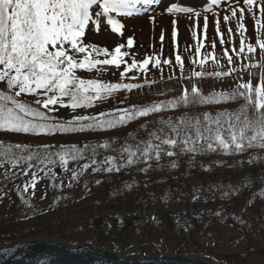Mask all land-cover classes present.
<instances>
[{
  "label": "snow or ice",
  "instance_id": "obj_1",
  "mask_svg": "<svg viewBox=\"0 0 264 264\" xmlns=\"http://www.w3.org/2000/svg\"><path fill=\"white\" fill-rule=\"evenodd\" d=\"M156 2V0H0V82L6 83L7 91H0V130L23 133L32 136H54L56 134H73L86 131H106L124 126L140 117L167 109H177L181 106L194 105H220L230 102L243 101L236 111H219L214 115L208 112L203 119H179L163 121L164 125L159 132L152 133V140L142 142L134 149L125 147L121 149V164L116 163V157L106 156L97 160V149L108 148L107 142L99 145L84 144H44L32 146L25 143L4 145L0 142V171L5 179L15 180L18 176H28L31 179L24 182L23 192L35 188L39 174L56 179V170L71 171L72 179L78 180L89 167L93 172L120 171L122 167L145 163L155 159L159 161L162 155L169 157L176 154L179 148L181 153L191 152L197 154L206 151H222L225 154H240L249 148H264V39H261V30L264 22L256 20L257 39L255 46L246 45L244 33L247 32L244 21V12L253 11L255 0H243L247 8L240 7L239 23L235 32L240 34L239 48L233 44L231 52L240 59L247 54H254L259 46L261 60L259 63H241L239 68L229 67L227 71L204 72L203 65L208 61L209 55L200 57L201 43L196 47V57L191 63L199 66L189 76L183 75L184 60L177 54L176 63L180 68L179 79L190 84L184 85L180 96L168 101H161L151 105L137 108L135 105L126 108H115L111 111H101L92 115H74L70 120H62L56 113L59 108H70L75 112L79 108H92L97 101L110 97L120 90L131 91L143 85L129 83H105L98 79H82L77 70L98 73L103 69L100 66H115L117 69L123 64L121 72L123 79L129 72L147 73L148 65L162 70L159 58L147 57L142 62L136 61L130 51H122L125 47L132 49L134 40L129 38L127 44H120L112 51L107 47L84 43L86 29L90 24L99 31L101 17L106 18L107 25L113 33L123 35L125 23L120 17L130 18L138 14L141 4ZM221 0H211L206 11L211 6L220 4ZM100 11L95 12L93 6ZM175 5L167 11L171 13ZM191 13L192 8L176 9ZM115 14V15H113ZM200 15L199 12L196 13ZM237 10L232 9L231 17L224 16L228 26L229 36L233 34L230 19L235 18ZM175 25V21H173ZM220 21L217 18L216 32L221 36L220 43L224 44L223 34L220 32ZM203 29L207 39L208 17H204ZM173 42L175 44L177 32L173 28ZM196 39V32L193 31ZM163 34L161 41H163ZM213 50L215 42L212 43ZM223 55L227 63L233 64V56L225 48ZM132 57L131 63L125 58ZM164 65H171L170 59L163 60ZM259 69V78L257 72ZM247 75V79L244 76ZM206 76L221 80L232 78L235 86L229 85L227 89L214 90L204 94L197 81ZM172 77H170L171 79ZM135 80L136 76L130 77ZM31 97L26 100L23 97ZM59 106V108L55 106ZM251 110V115L248 114ZM167 129V131H165ZM55 149V150H54ZM88 162L80 165V161ZM70 163L77 167L69 168ZM177 165L173 164V167ZM150 167V164H149ZM145 168L143 171H147ZM96 183H99L97 181ZM63 185L61 184L60 187ZM18 192L20 185H16ZM23 201V193H20ZM27 203V201H25ZM32 207L31 204H28ZM155 221V217L152 218ZM47 259H38L37 264H47L48 260L56 259L52 254H45ZM84 255V254H82ZM108 264V262H102Z\"/></svg>",
  "mask_w": 264,
  "mask_h": 264
},
{
  "label": "trees",
  "instance_id": "obj_2",
  "mask_svg": "<svg viewBox=\"0 0 264 264\" xmlns=\"http://www.w3.org/2000/svg\"><path fill=\"white\" fill-rule=\"evenodd\" d=\"M151 50L155 52L151 56L153 60H161L162 70L150 63L146 74L136 71L126 74V78L136 76L134 84L143 87L114 92L110 97L97 101L94 107L79 108L77 111L88 112L110 105L129 94L142 98L133 104L137 108L180 96L183 86L188 82L179 79L180 73L174 74V62L171 65L163 64L166 58L159 46H153ZM125 59L131 63L129 57ZM124 67L122 64L118 70L123 72ZM228 69V66L220 65L209 55L202 70L212 73ZM254 71L258 79L260 70ZM192 72L193 67L186 65L183 75L187 77ZM227 80L234 82L230 77L217 80L206 76L198 80L197 84L207 95L216 90L220 81ZM188 87L190 89V84ZM0 91H7L5 82H0ZM242 103L181 106L152 113L106 131L32 136L0 130V136L4 145L15 144L12 140L16 138L37 140L70 137L72 144L78 146L107 142L108 148L97 149L96 159L113 156L116 157V163L121 164L120 150L125 147L134 149L142 142L152 140V133L164 127L161 120H202L205 112L214 115L224 110L236 111ZM55 107L59 108L58 105ZM70 110L59 108L58 112ZM248 114L251 115V110ZM55 146L59 147L58 144ZM175 152L171 157L162 155L159 161L153 159L149 162L150 167L149 164L139 163L109 173L93 172V165L78 180L72 179L71 171L56 170L54 183L57 187L52 186L50 177L46 178L40 173L35 188L30 187L28 192H23V184L31 179V172L28 176L11 180L5 179L0 171V226L6 230L10 226L16 228L27 221L46 220L56 214L66 215L72 209L80 214L76 222H58L48 226L44 230L47 238L72 245L88 242L126 258L198 254L220 264H242L232 257L215 255L212 251L220 237L242 232L246 237V254L250 251L264 253V227L254 217L243 212L239 205L249 200L256 191H260L264 199V148L253 147L240 154H225L219 150L181 153L179 148ZM86 162L83 160L79 163L82 165ZM173 164L177 166L173 167ZM75 167L76 164L70 163V169ZM145 168L148 170L143 171ZM16 185H20L19 192Z\"/></svg>",
  "mask_w": 264,
  "mask_h": 264
},
{
  "label": "rangeland",
  "instance_id": "obj_3",
  "mask_svg": "<svg viewBox=\"0 0 264 264\" xmlns=\"http://www.w3.org/2000/svg\"><path fill=\"white\" fill-rule=\"evenodd\" d=\"M211 4V0H156V2H150L148 4H141L137 7L140 9L139 13L130 18L120 17L122 22L125 23V29L123 30V35L113 33L110 26L107 25L106 18L101 17L99 31H96V26L90 24L89 28L86 29L85 36L82 38L84 43L95 44L99 47H107L109 51H112L116 46L120 44H127V40L131 37L134 40L132 49H127L126 47L122 51H130L134 54V58L138 62H142L145 58L155 55V52L151 50V47L159 46L162 49V54L164 58L170 59L176 64L173 72L176 75L180 73V68L176 63L175 57L179 54L184 60V69L186 65H191L193 71L200 70L199 66H194L191 63L192 58L196 57L195 49L201 43L200 57L197 60L202 59V56L206 54H214L215 61L219 62L223 66H237L241 63H250L261 60V53L259 46H256V52L254 54H247L243 59L237 58L232 52L231 48L233 44L239 48L240 34L235 32V27L239 23L240 7L247 8L244 5L243 0H221L220 4L211 6V11H206ZM175 5V8L171 13L167 11L169 7ZM181 8H192L191 13H185L182 11H177L176 9ZM232 9L237 10V15L235 18L230 19L229 24L233 27L234 31L231 36L228 33V26L224 22V16L228 15L231 17ZM93 17L95 19V12L100 11L98 6H93ZM199 12L200 15L197 16L196 13ZM115 15V14H113ZM208 17V29H207V39H205V33L203 29L204 17ZM217 18L220 21V32L223 34L224 44L221 45V36L216 32V21ZM256 20L264 22V0H255L253 6V11L249 13L244 12V21L247 32L244 33L246 45L251 43L255 46L257 39L256 33ZM175 21V25L173 24ZM175 27L177 32V37L175 44L173 42V28ZM193 31L196 32V39L193 38ZM163 34V41H161V35ZM261 39H264V29L261 30ZM215 42V49L212 48V43ZM229 49V55L233 56V64L229 65L227 63V57L223 55L224 49ZM212 56V55H211ZM131 56L129 59L131 60ZM257 59V60H256ZM103 70L99 73L95 70L88 72L84 70H77V75L82 79H98L105 83H118V81L126 80L129 84H134V80L130 79L132 75L126 76L122 79L121 72L113 66H100ZM183 69V72H184ZM244 79H247L246 75ZM229 85L235 86V81H220L216 86V90L227 89ZM134 94H129L117 100L113 104L103 105L97 109H93L88 112L75 111L72 110L68 112H56V114L62 120H70L74 115H92L99 113L101 111H111L115 108H126L132 106L135 101L142 98H135ZM13 143H25L32 146L37 145H70L73 143L70 137H59L56 139L45 138L31 140L28 138H16L12 140ZM0 142L4 143L2 136H0ZM241 205L242 211L247 215L254 217L258 223L264 227V199L260 191L254 192L249 200L242 201L239 203ZM80 214L75 210H70L66 215H53L51 218L46 220H35L27 221L21 224L20 227L8 228L7 230L0 226V247L10 246L17 244L19 242L33 241L40 239H49L45 236L46 231L44 230L54 223L58 222H76ZM2 225V222H0ZM246 237L242 232L231 233L230 237H220L214 244L212 251L215 255H224L227 257H232L242 264H264V253L261 254L256 251H250L246 254ZM59 241V240H55ZM64 242V241H59ZM67 243V242H65ZM69 244V243H68ZM104 250V249H103ZM112 251V250H108ZM115 252V251H113ZM117 253V252H116ZM119 254V253H117ZM121 255V254H119ZM186 256L201 257L204 260L214 261L212 258L204 257L198 254H182ZM167 256H177V255H167Z\"/></svg>",
  "mask_w": 264,
  "mask_h": 264
},
{
  "label": "water",
  "instance_id": "obj_4",
  "mask_svg": "<svg viewBox=\"0 0 264 264\" xmlns=\"http://www.w3.org/2000/svg\"><path fill=\"white\" fill-rule=\"evenodd\" d=\"M49 253L56 259L48 260L47 264H102V262H108V264H218L201 257L186 255L130 259L116 252L97 248L90 243L73 246L48 239L0 247V264H37L38 259H47L45 254Z\"/></svg>",
  "mask_w": 264,
  "mask_h": 264
}]
</instances>
